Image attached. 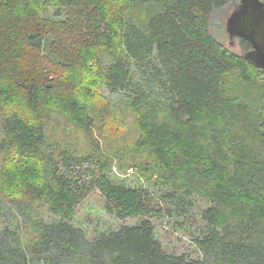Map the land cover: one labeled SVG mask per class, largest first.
Instances as JSON below:
<instances>
[{"label": "trees", "instance_id": "obj_1", "mask_svg": "<svg viewBox=\"0 0 264 264\" xmlns=\"http://www.w3.org/2000/svg\"><path fill=\"white\" fill-rule=\"evenodd\" d=\"M233 2L0 0V199L27 215L0 216V264H264V73L210 29ZM116 91L147 153L134 183L67 137L119 132L127 115L104 96ZM94 190L141 222L88 238L73 210ZM147 191L171 217L191 212L198 258L163 249Z\"/></svg>", "mask_w": 264, "mask_h": 264}, {"label": "rangeland", "instance_id": "obj_2", "mask_svg": "<svg viewBox=\"0 0 264 264\" xmlns=\"http://www.w3.org/2000/svg\"><path fill=\"white\" fill-rule=\"evenodd\" d=\"M233 3L219 9L213 14L210 29L216 41L230 49L233 53L244 57L246 51L242 49L239 43L240 39L234 38L230 40L225 30L227 18L238 5V2L237 4L235 2ZM43 17L47 19L51 18L54 21H65V16L58 18L52 9L45 11ZM47 46L48 41L43 40V56L46 55ZM104 96L118 111H122L127 115L125 118V126H122L123 128L116 133L104 132L94 127L90 138L82 131L69 127L67 137L71 139L77 149L86 150L89 147L92 148V153L90 154L95 161H99L104 156L108 157V160L111 162V172H108L110 177L116 176L118 179L128 180L134 183V172L136 169L131 167H133L134 163L143 161L147 153L135 151L133 147L134 141L138 136V131L133 125V115L123 106V101L126 99L125 94L116 91L106 92ZM235 100L234 98L233 101ZM55 115L56 112L52 116L54 117ZM0 195L5 198L9 196L8 193L3 195L1 192ZM146 199L152 204L151 208H154V211L151 212L148 218L153 224L155 238L159 241L163 249L174 256H185L183 258L187 260H189V257L198 258L196 256V247L187 236L189 235L187 232L188 225L190 226L192 221L191 212L183 214L182 217H171L167 211L161 209L160 198L155 192L147 191ZM198 205L200 207L204 206V202L198 200ZM16 209L13 203L0 199V216L3 217V220H7L10 227H15L16 221H19L21 225L25 222V216L27 215L19 216ZM196 213L197 211L195 212V218H198ZM141 220V218L119 220L115 216L108 214L104 209V200L97 190L90 192L73 210L74 226L82 229L90 239L100 233L117 231L124 225H137ZM192 227L194 228L195 225ZM25 233V229L22 228V235Z\"/></svg>", "mask_w": 264, "mask_h": 264}, {"label": "water", "instance_id": "obj_3", "mask_svg": "<svg viewBox=\"0 0 264 264\" xmlns=\"http://www.w3.org/2000/svg\"><path fill=\"white\" fill-rule=\"evenodd\" d=\"M225 30L230 40L238 38L249 44L243 58L264 73V2L239 0L226 20Z\"/></svg>", "mask_w": 264, "mask_h": 264}, {"label": "bare ground", "instance_id": "obj_4", "mask_svg": "<svg viewBox=\"0 0 264 264\" xmlns=\"http://www.w3.org/2000/svg\"><path fill=\"white\" fill-rule=\"evenodd\" d=\"M170 134V133H169ZM183 152V151H182ZM175 153V152H174ZM173 157V156H172ZM175 160V159H174Z\"/></svg>", "mask_w": 264, "mask_h": 264}, {"label": "flooded vegetation", "instance_id": "obj_5", "mask_svg": "<svg viewBox=\"0 0 264 264\" xmlns=\"http://www.w3.org/2000/svg\"><path fill=\"white\" fill-rule=\"evenodd\" d=\"M248 52V51H247Z\"/></svg>", "mask_w": 264, "mask_h": 264}]
</instances>
